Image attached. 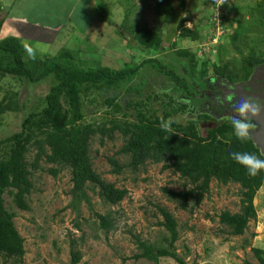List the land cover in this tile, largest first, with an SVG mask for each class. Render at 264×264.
Instances as JSON below:
<instances>
[{
	"label": "trees",
	"instance_id": "obj_1",
	"mask_svg": "<svg viewBox=\"0 0 264 264\" xmlns=\"http://www.w3.org/2000/svg\"><path fill=\"white\" fill-rule=\"evenodd\" d=\"M184 9L185 0H157L155 12L171 21L164 35L160 34L161 27L130 25V19L120 26L121 36L155 55L116 70L79 59L77 49L65 48L55 55H34L33 58L26 55V45L20 39H0V82L6 76L32 84L48 77L54 82L38 105L22 119L20 129L0 139V260L22 262L24 238L15 227L13 207L30 210L28 196L34 187L31 176L42 169V161L56 166L48 169L53 176L63 168L69 169L70 206L75 210L81 201L91 206L86 194L87 184L93 191L97 189L99 198L108 205L118 204L127 195L126 189L115 187L95 172L90 157L93 138L98 137L103 144L112 140L116 132L124 140L118 154L126 156L127 163L120 165L114 157L108 158L111 174H120L123 167L137 171L147 161L163 163V170L170 169L184 180L181 190L163 188V193L179 209L188 212L209 193L212 180L235 183L239 185V211L233 214L222 211L218 215L219 223L229 229L230 235L238 236L244 233L248 222L256 218L253 200L264 182V170L255 176L249 175L243 165L232 159L231 153H252L260 159H264V155L251 137L241 141L235 136L231 120L201 131L202 123L214 120L201 110L200 104L201 95L208 91L206 68L210 53L198 45L195 52L171 51L168 62L155 57L162 49L161 43L170 42L176 30L181 31L180 37L197 40L198 44L205 42L197 26L193 29L184 26L186 18L180 15ZM128 29L131 35L125 32ZM222 30L225 31V26ZM228 44L240 54V63L237 66L212 62L213 73L228 84L248 81L254 70L264 64V0H257L249 18L237 23L229 34ZM220 49L222 46L218 45L216 51ZM206 53L209 56H203ZM143 66L163 75L172 94L164 91L144 95L139 86H130ZM214 88L219 90V87ZM16 96V92H6L0 100V114L18 110L13 100ZM90 96L104 97L103 103L109 107L108 120L95 123L86 120L84 100ZM161 96L167 101L160 100L154 106L153 102L159 101ZM31 150L33 156L28 160ZM5 196L10 199V207L6 205ZM158 211L162 217L158 225L167 233L162 238L163 243L154 244L134 236L139 252L133 258L154 263L171 258L176 264H187L175 250L174 244L179 239L175 217L165 208L158 206ZM95 217L100 228L105 231L113 228L109 215L96 213ZM251 249L258 264H264V249ZM80 259L81 253L72 250L69 264H77Z\"/></svg>",
	"mask_w": 264,
	"mask_h": 264
},
{
	"label": "rangeland",
	"instance_id": "obj_2",
	"mask_svg": "<svg viewBox=\"0 0 264 264\" xmlns=\"http://www.w3.org/2000/svg\"><path fill=\"white\" fill-rule=\"evenodd\" d=\"M156 3L157 0H98L96 9L92 10L91 18L87 21L84 37L76 39L72 37V29L76 34L82 31L80 21L76 22V15L75 17L72 15L73 18L68 17L69 23L67 22L64 28L61 27L57 40L52 43L43 41L29 43L28 47L31 49L26 51V55H55L61 49L67 48L79 49V59L91 62L94 66H106L116 70L125 65L138 64L144 58L155 54L121 36L120 26L130 19V25L138 23L151 29L161 27L160 34L164 35L171 21H166L163 16L162 19L161 15L155 12ZM256 3L257 0H225V3L221 0H185V9L180 12L181 17L186 18L184 26L190 29L197 26L205 42L198 44L197 40L193 42L189 37H180L181 31L176 30L170 42L161 43L162 49L155 56L168 62L171 60L168 58L171 51L180 52L181 49H188L195 52L198 45L210 53L206 68L208 91L201 95L200 104L201 110L214 120L202 123V132L206 127H213L222 121H232L237 115L227 114L226 101L237 93V89L243 87L250 89L246 86L238 87V84H229L227 87L229 92L214 88H222L225 83L215 76L211 63L222 65L227 62L238 66L240 54L228 44V37L239 21L243 22L249 18V12ZM40 7H44L43 4ZM66 10L62 3L55 4L57 19L65 20ZM129 31L130 29L125 32L131 35ZM218 45L222 46L220 52L216 51ZM206 55L209 56L207 53L203 56ZM53 83L51 77L37 84L21 81L12 76L2 79L0 100L6 92L8 94L16 92L17 96L13 100L18 110L0 114V139L20 129L22 119L38 105ZM168 84L163 75L143 66L139 76L132 80L130 86H139L145 95L151 92L171 93V86ZM132 94L135 95V92ZM91 99L94 101L90 102ZM103 99L101 96L85 98L88 122H101L110 118L106 113L109 107L103 103ZM160 100L167 101L161 96L153 105L157 106ZM250 102L259 103L252 101L251 98ZM258 105L260 108L261 104ZM250 122L255 124L250 123L255 127L254 130L262 128V125L253 118ZM123 141V137L116 132L112 140H106L103 144H100L98 137L93 138L89 148L95 172L106 182L127 190V195L116 205L104 203L97 195V189L93 191L92 186L87 184L86 194L91 206L81 201L78 209H73L70 206L72 181L69 169L63 168L53 176L48 169L56 166L42 161L40 163L42 169L31 176L34 187L28 196L30 210L20 211L13 207L16 213L15 227L24 238L25 253L22 262L2 258L0 264H69L72 250L81 253V259L77 264H176L171 258L160 259L157 263L133 258L139 252L134 236L154 244L163 243L162 238L167 233L158 225L162 221L158 206L165 208L175 217L179 232V239L174 244L175 250L187 264H243L245 261L258 264L251 248L264 249V182L253 200L256 218L248 222L242 235L232 236L228 233L229 229L219 223L218 215L222 211H229L232 214L239 211L238 184L231 182L222 184L212 180L209 193L193 211L181 210L167 199L163 188L181 190L184 180L170 169L163 170V163L147 161L137 171L123 167L120 174L110 173L108 158L114 157L120 165L127 163V157L118 154ZM253 141L264 155V141L260 142L254 138ZM33 152L31 150L28 153V160H31ZM5 201L10 207L8 196H5ZM96 213L109 215L113 228L107 231L100 228Z\"/></svg>",
	"mask_w": 264,
	"mask_h": 264
},
{
	"label": "crops",
	"instance_id": "obj_3",
	"mask_svg": "<svg viewBox=\"0 0 264 264\" xmlns=\"http://www.w3.org/2000/svg\"><path fill=\"white\" fill-rule=\"evenodd\" d=\"M97 2L98 0H0V39L18 38L26 45L28 51L31 49L28 47L29 43H52L57 40L61 29L68 22V17L72 15H76L75 21H80L82 30L76 34L72 29V37H84L87 21L91 18L92 10L96 9ZM61 3L67 8L65 20L57 19L58 14L54 11L55 4ZM41 4L44 7H40Z\"/></svg>",
	"mask_w": 264,
	"mask_h": 264
},
{
	"label": "clouds",
	"instance_id": "obj_4",
	"mask_svg": "<svg viewBox=\"0 0 264 264\" xmlns=\"http://www.w3.org/2000/svg\"><path fill=\"white\" fill-rule=\"evenodd\" d=\"M221 2L225 3V0H221ZM29 51L31 52V50ZM236 112L237 116L231 121L234 134L239 140L245 141L251 135L250 121L251 118L259 112V105L246 100L238 105ZM163 126L165 129L168 128L167 124ZM231 157L233 160L243 165L248 170L249 175L255 176L261 170H264V159H260L255 154L234 152L231 153Z\"/></svg>",
	"mask_w": 264,
	"mask_h": 264
},
{
	"label": "water",
	"instance_id": "obj_5",
	"mask_svg": "<svg viewBox=\"0 0 264 264\" xmlns=\"http://www.w3.org/2000/svg\"><path fill=\"white\" fill-rule=\"evenodd\" d=\"M250 81L248 82H242L239 83L237 86H246L249 87L251 90L255 89V92L251 94V100L252 101H258V104H261L259 108V113H257L252 118L259 123V125H262V128L260 130H255L253 132H250L251 138L258 140V141H264V64L257 67L253 74L249 78ZM261 80V83H256L257 81ZM264 143V142H263ZM262 144V143H261ZM259 147V146H258Z\"/></svg>",
	"mask_w": 264,
	"mask_h": 264
},
{
	"label": "flooded vegetation",
	"instance_id": "obj_6",
	"mask_svg": "<svg viewBox=\"0 0 264 264\" xmlns=\"http://www.w3.org/2000/svg\"><path fill=\"white\" fill-rule=\"evenodd\" d=\"M256 83H261V80H259V81H257ZM228 83H225L224 85H223V87L222 88H219V89H221V91H223V92H225V91H228L229 92V90H228ZM231 85H234V84H231ZM256 90V88L253 90H250V89H247V88H245V87H243V89H237V93L234 95V96H232V97H230V99L228 100V101H226V105H227V114L228 115H232V114H236L237 115V112H236V108L238 107V105L240 104V103H242V102H244V101H246L247 100V98H249V100L248 101H250V98H251V94H252V92L253 91H255ZM236 91V90H235ZM222 92V93H223ZM242 100V101H241ZM250 123H252V122H250ZM253 124V123H252ZM253 125H255V124H253ZM253 125H251V130H250V132H253V131H255L254 130V126Z\"/></svg>",
	"mask_w": 264,
	"mask_h": 264
},
{
	"label": "built area",
	"instance_id": "obj_7",
	"mask_svg": "<svg viewBox=\"0 0 264 264\" xmlns=\"http://www.w3.org/2000/svg\"><path fill=\"white\" fill-rule=\"evenodd\" d=\"M218 26V25H217ZM217 28V27H216ZM217 29H219V26H218V28ZM222 32H223V30H222ZM203 50H204V48H203ZM199 55H200V53H199Z\"/></svg>",
	"mask_w": 264,
	"mask_h": 264
}]
</instances>
